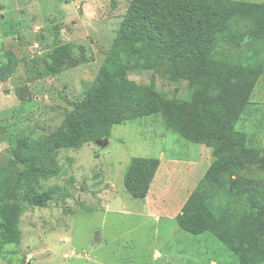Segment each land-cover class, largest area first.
Masks as SVG:
<instances>
[{
  "label": "rangeland",
  "instance_id": "374dc122",
  "mask_svg": "<svg viewBox=\"0 0 264 264\" xmlns=\"http://www.w3.org/2000/svg\"><path fill=\"white\" fill-rule=\"evenodd\" d=\"M133 1L0 0V206H23L18 240L4 243L12 235H0V264H238L210 232L192 234L175 218L157 219L144 198L130 195L124 177L131 157L157 158L149 188L165 181L170 196L179 198L178 185L203 178L218 161L210 183L214 205L222 209L233 197L250 212L244 200L257 205L264 199V70L245 111L222 123L218 107L202 105L216 90L169 79L161 52L127 53L117 45ZM187 1L172 3L181 8ZM238 1L264 2L201 0V9L215 13L202 37L215 38L211 61L219 70L252 62L264 67V46L250 35L252 22L228 13ZM161 24L168 34L178 32L169 19ZM123 43L133 45L129 38ZM58 45L70 59L51 73L46 64ZM148 108L156 111L146 115ZM167 109L180 117V127L169 121ZM106 121L112 122L94 140L59 143L74 137L78 123L96 128ZM241 136L252 149L249 157L239 156ZM20 139L26 141L25 161L13 155ZM160 161L165 163L157 170ZM195 169L194 177L187 174ZM30 193L47 194L46 205H30ZM8 220L0 211V221Z\"/></svg>",
  "mask_w": 264,
  "mask_h": 264
},
{
  "label": "trees",
  "instance_id": "16d2710c",
  "mask_svg": "<svg viewBox=\"0 0 264 264\" xmlns=\"http://www.w3.org/2000/svg\"><path fill=\"white\" fill-rule=\"evenodd\" d=\"M228 13L240 19L250 20L252 22L250 35L264 46V2L238 1ZM212 14L215 13L201 9V0H188L181 8L173 6L172 0L168 3L167 0H134L121 24L120 41L117 45L123 47L127 53L129 51L136 53L143 48L161 52L168 59L169 79H185L189 82H197L205 90H216L215 94L202 99V105L218 107L222 123L226 124L245 111L250 103L254 85L264 67L261 62H252L232 66L226 70L217 68L211 61L215 50V38L202 37L209 27ZM216 15L222 17V14ZM168 19L174 23L178 32L167 33L161 22ZM128 28H131L130 32ZM193 37L200 41L198 45L192 42ZM124 38H129L133 45L124 44ZM50 56L52 63L46 64V67L51 73L59 71L70 59V53L63 45L56 46ZM126 67L125 64L119 65V73L124 74ZM0 69H2L1 65ZM17 95L21 99L22 96ZM155 111L154 108H148L143 113L149 115L154 114ZM165 114L170 122L180 127L181 119L175 111L167 109ZM111 122L106 121L103 126L96 128L78 123L75 126L80 129L73 130L74 137H60L59 143L61 146H71L79 141L80 137H84V140H94L98 136L97 132L102 131ZM25 143V140L20 139L13 149V155L22 161L28 158V154L24 151ZM238 153L241 157H249L252 153V149L246 147L244 143V136L238 140ZM261 161L264 167V155ZM157 165V158L137 156L130 158L124 186L132 197L145 198ZM220 168V162L212 163L211 168L198 181L183 203L180 213L175 216L176 222L180 228L192 234L210 232L230 252L236 254L238 264H260L264 262V199L257 205H254L252 198L244 200V206L247 209L252 208L248 213L239 204L236 205L237 201L233 197L227 198L224 207L219 209L214 205L215 195L210 192V183L214 179L212 174ZM47 199V194L26 195L27 202L33 206H45ZM22 208V205L16 209L7 205L0 206L1 215L4 218L9 217L7 222L0 221V235H12L9 240L4 236L1 239L4 243L18 240L17 223Z\"/></svg>",
  "mask_w": 264,
  "mask_h": 264
},
{
  "label": "crops",
  "instance_id": "0c3cea01",
  "mask_svg": "<svg viewBox=\"0 0 264 264\" xmlns=\"http://www.w3.org/2000/svg\"><path fill=\"white\" fill-rule=\"evenodd\" d=\"M196 150H198V153H200V154L204 153V149L202 150V148H200V146H197ZM165 162H167L168 164H170L171 162H174V164H176L177 168H179V169L182 168L179 161L169 160V161H165ZM165 162L160 161L157 170H160L161 166ZM198 162H199V160H196L195 162L190 161L189 163L198 164ZM164 168H166V167H164ZM162 170H163V168H162ZM168 171H170V169ZM187 174L194 177L195 176L194 174H198V170L196 171V169H195L194 172L190 171V173H187ZM199 179L200 178H198L196 181L191 182V183H189V181H185V182H183V184L178 185V186H181L180 188L177 189V192L179 193V198H172V196H170V192H168V190L164 188V186L166 185L165 181L160 182V185L158 187L153 186V183H152L150 185L149 190H148V194L145 196V198L143 200V205L145 206V208L149 212L154 211V213L159 214L157 216V219H159V220L161 217L166 218V220H174L175 216L179 212V206H180L179 204L182 201V199H184L183 193L187 192L190 187H192V186L195 187V185L197 184ZM154 180H155V178H154ZM186 182H187V184H186ZM186 187H187V189H186ZM182 188H183V192H181ZM184 189H186V191H184ZM152 194H153V196L156 197V199L153 202L151 200ZM188 196L189 195L185 196L186 198L181 203V206L183 205V203L185 202V200L187 199ZM149 201H151L153 205H150L151 203Z\"/></svg>",
  "mask_w": 264,
  "mask_h": 264
},
{
  "label": "water",
  "instance_id": "95a60500",
  "mask_svg": "<svg viewBox=\"0 0 264 264\" xmlns=\"http://www.w3.org/2000/svg\"><path fill=\"white\" fill-rule=\"evenodd\" d=\"M26 264H30V262H27Z\"/></svg>",
  "mask_w": 264,
  "mask_h": 264
}]
</instances>
